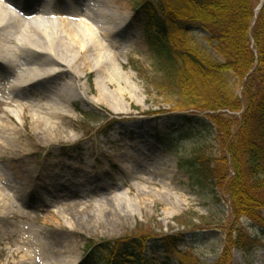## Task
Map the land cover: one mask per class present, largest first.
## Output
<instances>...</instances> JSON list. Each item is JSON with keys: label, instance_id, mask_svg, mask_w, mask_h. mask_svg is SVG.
Wrapping results in <instances>:
<instances>
[{"label": "rangeland", "instance_id": "rangeland-1", "mask_svg": "<svg viewBox=\"0 0 264 264\" xmlns=\"http://www.w3.org/2000/svg\"><path fill=\"white\" fill-rule=\"evenodd\" d=\"M109 1L108 12L127 15L109 37L113 44L120 39L116 62L128 74L122 94L108 91L97 100L94 72L80 79L85 95L81 87H62L69 74L51 76L42 87L12 89L6 84L17 66L0 65V264H103L101 255L86 256L104 241L179 233L177 250L197 264H215L236 228L246 247L230 249L231 264H264L261 225L235 218L222 190L194 186L177 167V158L194 147L219 153V142L208 125L196 131L186 123L191 110L160 87L143 35L144 12L132 10L133 0ZM11 3L25 18L81 12L76 0ZM189 34L219 59L201 27ZM229 84L241 97L237 79L229 76ZM227 112L238 117L242 110ZM195 114L200 122L206 112ZM141 134L147 139L134 142ZM155 251L163 255L158 246H147L148 253Z\"/></svg>", "mask_w": 264, "mask_h": 264}, {"label": "trees", "instance_id": "trees-1", "mask_svg": "<svg viewBox=\"0 0 264 264\" xmlns=\"http://www.w3.org/2000/svg\"><path fill=\"white\" fill-rule=\"evenodd\" d=\"M154 1L133 0L132 7L146 16L143 35L161 73L160 87L191 110L186 123L196 131L208 125L219 142V153L194 147L177 158V167L194 186L222 190L235 218L248 217L264 231V0L257 12L261 0H156L160 6ZM194 27L206 32L219 59L193 40ZM229 76L241 85V97L234 94ZM241 110L238 117L227 112ZM197 112H206L200 122ZM242 231L229 234L215 264H231L230 249L246 247ZM148 241L160 242L162 258L146 252ZM182 242L181 233L141 234L104 241L86 258L101 255L97 260L103 264H197L188 252L177 250Z\"/></svg>", "mask_w": 264, "mask_h": 264}, {"label": "bare ground", "instance_id": "bare-ground-1", "mask_svg": "<svg viewBox=\"0 0 264 264\" xmlns=\"http://www.w3.org/2000/svg\"><path fill=\"white\" fill-rule=\"evenodd\" d=\"M11 1L0 0V65L17 66L7 87H42L51 76L69 74L70 80H64L62 87H81L85 95L80 79L94 72L93 82L99 90L97 100L110 92L123 93L128 74L116 62L120 39L113 44L109 37L119 33L127 15L108 12L111 1L76 0L81 7L77 17L34 13L27 18ZM1 67L0 72H5ZM54 111L50 109L48 114L56 116ZM146 139L141 134L133 141Z\"/></svg>", "mask_w": 264, "mask_h": 264}]
</instances>
